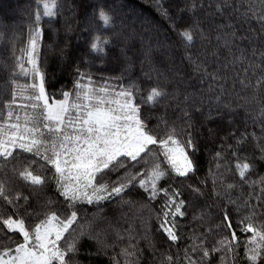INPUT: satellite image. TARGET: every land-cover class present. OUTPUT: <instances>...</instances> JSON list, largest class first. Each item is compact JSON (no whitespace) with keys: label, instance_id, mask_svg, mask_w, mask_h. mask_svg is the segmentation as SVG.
Listing matches in <instances>:
<instances>
[{"label":"snow or ice","instance_id":"1","mask_svg":"<svg viewBox=\"0 0 264 264\" xmlns=\"http://www.w3.org/2000/svg\"><path fill=\"white\" fill-rule=\"evenodd\" d=\"M58 7L56 0H39L29 28L28 46L16 58V68L8 77L10 98L0 110V168L7 169L10 165L16 178L34 190L33 195L44 192L50 185H54L56 195L33 207L30 195L0 180V201L3 202L0 205V264H81L78 256L85 238L96 242V255H107V248L114 244H108L101 239V233L93 231L96 213L81 223V209L90 205L100 210L107 202L117 199L123 203V198L137 188L149 202L163 201L157 212L159 230L175 244L181 239L177 223L178 218L186 215L187 201L178 188L163 182L173 176L189 178L197 171L199 133L192 116L185 111L187 119L179 126L164 117H156L157 122L150 123L153 114L145 112L142 105L156 107L168 95L166 90L153 86L146 96L139 95V86L131 79L127 85L112 83L122 80L123 75L96 81L91 72L92 60L82 59L76 66L71 89H60L62 98L49 93L38 47L44 31L43 19L50 21L56 17ZM156 7L170 21L171 31L186 51L194 46L198 36L208 39L215 33L218 46L229 54L230 59L222 60L217 48L206 53L203 59L193 60L189 51L188 60L201 72L199 83L208 84L209 94L201 95L200 102L207 101L211 120L214 110L220 114L221 99L231 79L227 75L230 67L247 62L243 69L245 75L249 69L255 73L256 68H264V0H191L185 9L179 10L190 13L188 18L171 15L164 0H157ZM97 8L98 20L95 19L97 12H93L96 27H90L97 34L90 37V51L86 55L95 53L103 62L110 54L106 46L112 41L99 33L113 24V17L105 7ZM198 10L204 13L203 19H193ZM249 47L260 63L246 56ZM210 58L216 64L211 71L207 63ZM85 65L88 70L82 71ZM29 76L30 83L19 79ZM240 82L243 84L244 80ZM262 84L264 74L256 80L257 87ZM196 91L203 93L204 89ZM260 115L264 117V109ZM261 132L264 134V124ZM208 133L214 135L213 129L209 128ZM248 135L231 132L228 137H222V140L231 138L234 143L220 145L213 158L217 161V172L209 170L214 195L223 196L226 201L221 223L216 227L228 234L208 247L207 234L193 232L189 237L192 243L184 248L182 261L166 255L167 264H216V253H223L220 264H226L228 255L231 264H264V195H257V202L251 203L250 192L241 202L230 195L235 183H227L223 194L216 190L217 179L224 182L223 173L219 172L223 167L226 172L238 174L241 186L248 184L251 188L259 184L260 193H264V176L257 181L249 179L255 160L249 162L244 155ZM251 135L255 137V133ZM227 150H231L234 158V170ZM260 151L264 153V146ZM193 192L203 195L200 188H193ZM211 232L209 228L208 233ZM241 248L242 257L238 252ZM140 252L131 243L122 248L124 264H139Z\"/></svg>","mask_w":264,"mask_h":264},{"label":"trees","instance_id":"2","mask_svg":"<svg viewBox=\"0 0 264 264\" xmlns=\"http://www.w3.org/2000/svg\"><path fill=\"white\" fill-rule=\"evenodd\" d=\"M56 2L59 5L57 16L50 21L49 18L42 21L44 31L39 48L40 65L46 73L49 93H55L57 99L62 98L60 89L62 87L65 90L71 89L76 76V66L82 59L92 60L94 66L91 67V72L96 81L123 75L122 80H113L112 83L127 85L131 79L139 86V95L146 96L153 86L166 90L168 95L156 107L142 105L145 112L153 114L154 118L150 123L155 124L156 117H164L169 123L175 122L179 126L187 119L184 115L187 111L192 116L196 132L199 133L197 136L199 151L195 157L196 173L190 174L189 178L173 176L172 179L163 182L178 188L182 198L187 201L186 215L178 218L177 223L181 239L175 244L167 240L166 234L159 230L160 220L157 218L163 201L149 202L143 191L137 188L123 198L125 201L123 203L119 199L107 202L100 210L90 205L82 207L81 223L85 217L92 218L93 213H96L93 231L101 233V239L108 244H114V247L107 248V255H96V242L85 238L81 242L82 247L78 256L81 264H114L113 258L119 261V264H124L121 249L130 243L141 249L139 264L162 262L167 264L166 255L179 257L182 261L183 250L192 243L189 237L193 232L197 235L207 234L206 243L211 247L222 235L228 234L226 230L221 232L216 227L221 223L226 201L223 196L214 195L213 177L209 171L211 169L213 173L217 172V161L213 158L215 152L220 150V145L234 143L231 138L227 140L221 138L228 137L231 132H235L236 135L248 133L244 155L249 158V162L255 160V168L249 179L257 181L259 177L264 176V159H261L264 153L260 151V147L264 146V134L261 132L264 117L260 115L261 109H264V84L256 86V80L264 74V68H256L255 73L249 69L245 75L243 69L247 67V62L236 64L234 68L230 67L227 75L231 79L226 85L227 92L221 99L220 114L217 115L214 110L212 119L209 120L207 101L203 104L200 102L201 95L206 97L209 94L208 84L199 83L201 72L188 60V55L190 51L193 60L197 57L203 59L206 53L218 48L222 60L226 57L230 59L227 50L218 46L215 33H211L208 39H201L198 36L194 46L186 51L171 31L170 21L157 9V0H56ZM190 2L191 0H164V6L173 16L188 18L190 13L179 10L185 9ZM38 3L39 0H0V110L3 109V102L10 98L11 85L8 77L10 71L16 68V58L22 55V50L26 47L28 30L32 26L31 21ZM97 6L105 7L113 17V24L99 33L102 36L107 35L112 41L106 46L110 54L103 62L95 53L91 56L86 55L90 51L88 43L90 37L97 34L90 31V27H96L93 23L94 11L97 12L95 19L98 20ZM195 18L203 19L204 13L198 10L193 19ZM257 49L259 50V45ZM246 56L255 63H260L252 56L251 47L248 48ZM207 63L209 71L216 67L211 58ZM86 70L87 65L82 68V71ZM19 79L21 82L27 81L28 77ZM241 80H244L243 84ZM201 87L204 89L203 93L196 91ZM209 128L213 129L214 135L208 133ZM252 133H255V137L251 135ZM227 156L230 167L234 170L235 162L231 157V150H227ZM219 162L222 165L224 163L223 160ZM219 172L223 173L224 182L217 179L218 192L223 194L227 183H235L236 187L230 191V195L241 202L250 192L251 203L257 202L255 199L257 195H264L260 193L259 184L251 188L248 184L241 186L238 174L234 171L226 172L222 167ZM0 180H4L14 190H22L30 195L33 207H38L49 196L56 195L54 185H50L38 195H33L34 190L25 187L16 178L10 165L7 169L0 168ZM193 188H200L203 195L195 194ZM2 204L0 201V205ZM202 215L203 219L200 218ZM232 218L234 222L235 214ZM209 228L212 229L211 233H208ZM118 236L122 238L118 239ZM238 252L242 257V248ZM222 254H214L216 264H220ZM225 259L226 264H231L230 255Z\"/></svg>","mask_w":264,"mask_h":264},{"label":"rangeland","instance_id":"3","mask_svg":"<svg viewBox=\"0 0 264 264\" xmlns=\"http://www.w3.org/2000/svg\"><path fill=\"white\" fill-rule=\"evenodd\" d=\"M28 38H29V30H28V35H27V41H26V47H25V49L28 46ZM39 48H40V44H39V47H38V51H39ZM24 62H25V66L27 67L26 58H25V61ZM24 82L30 83L31 82V77L29 76L27 81H22V83H24Z\"/></svg>","mask_w":264,"mask_h":264}]
</instances>
